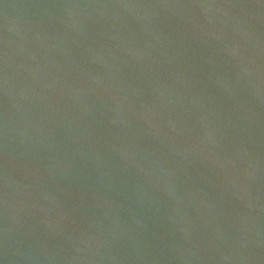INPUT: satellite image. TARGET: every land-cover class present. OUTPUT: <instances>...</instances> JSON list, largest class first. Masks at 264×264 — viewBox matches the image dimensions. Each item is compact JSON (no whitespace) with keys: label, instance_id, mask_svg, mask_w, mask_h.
<instances>
[{"label":"water","instance_id":"obj_1","mask_svg":"<svg viewBox=\"0 0 264 264\" xmlns=\"http://www.w3.org/2000/svg\"><path fill=\"white\" fill-rule=\"evenodd\" d=\"M0 264H264V0H0Z\"/></svg>","mask_w":264,"mask_h":264}]
</instances>
